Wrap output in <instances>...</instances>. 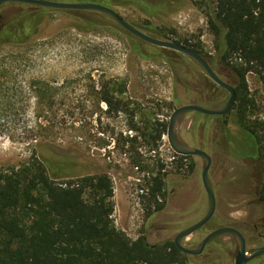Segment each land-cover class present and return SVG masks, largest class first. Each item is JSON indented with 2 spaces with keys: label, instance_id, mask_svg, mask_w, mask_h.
Returning <instances> with one entry per match:
<instances>
[{
  "label": "rangeland",
  "instance_id": "obj_1",
  "mask_svg": "<svg viewBox=\"0 0 264 264\" xmlns=\"http://www.w3.org/2000/svg\"><path fill=\"white\" fill-rule=\"evenodd\" d=\"M125 1L111 7L137 28L150 22L168 33L171 41H201L205 52L214 53L206 13L192 0ZM82 11L52 8L39 16L38 25L28 24V40L0 45V169L40 156L73 175L107 173L115 188L116 227L133 240L141 234L152 244L174 240L179 231L208 212L203 158L185 159L187 167L179 170L173 160L176 153L167 136L163 139L159 153L168 171L166 205L148 215L143 195L149 176L132 163L130 153L118 147L122 135L135 134L129 128L130 118L106 113L107 106L97 95L101 87L94 86L87 75L124 77L127 96L167 122L184 104L222 107L229 93L191 57L136 37L106 14ZM34 12L32 4L9 2L0 7V20L25 19ZM247 83L251 119L264 125V79L252 71ZM214 101L219 105H213ZM194 119H198L196 127ZM225 120H207L189 112L179 125L184 142L211 155L209 176L217 199L213 218L183 240L189 248L222 226L250 235L253 223L264 214V203L259 199L261 164L240 155L239 127L229 122L224 131ZM138 151L145 158L155 153L145 144H140ZM191 163L194 170L190 173ZM236 247L235 237L227 233L211 240L206 250L216 255L217 264H226L232 261ZM189 258L194 264L211 262L199 256Z\"/></svg>",
  "mask_w": 264,
  "mask_h": 264
},
{
  "label": "trees",
  "instance_id": "obj_2",
  "mask_svg": "<svg viewBox=\"0 0 264 264\" xmlns=\"http://www.w3.org/2000/svg\"><path fill=\"white\" fill-rule=\"evenodd\" d=\"M59 1L96 2L109 7L127 2ZM192 1L206 13L215 51L213 54L205 52L201 41H174L203 56L236 91L235 103L228 114L196 113L207 120L213 117L220 121L226 119L224 131L229 122L239 127L240 155L257 159L261 164L259 199L264 203V134H261L264 125L251 119L252 99L247 83V75L252 71L264 79V0ZM32 6L36 12L25 19L0 20V45L28 40L29 35L25 32L28 24L38 25L39 16L52 9ZM139 28L169 40L168 33L150 22ZM87 79L101 87L97 95L106 104V113L126 114L130 118L129 128L135 134L126 137L121 134L118 147L123 153H130L132 163L140 165L149 176L146 195H143L148 201V215L163 210L168 171L159 150L169 122L133 102L127 96L128 84L124 77L89 73ZM213 105H219V101H214ZM193 124L196 127L198 119H194ZM140 144L155 151L154 157L145 158L138 151ZM191 157L175 154L176 168H186L184 160ZM193 170L191 163L188 171ZM114 196V183L109 174L73 175L40 156L18 166L0 169V264H187L188 255L174 240L152 244L145 234L133 240L118 229L113 218Z\"/></svg>",
  "mask_w": 264,
  "mask_h": 264
},
{
  "label": "water",
  "instance_id": "obj_3",
  "mask_svg": "<svg viewBox=\"0 0 264 264\" xmlns=\"http://www.w3.org/2000/svg\"><path fill=\"white\" fill-rule=\"evenodd\" d=\"M9 2L32 4V5L53 8V9L91 10V11H97L100 13H104L112 17L114 20H116L120 26H122L125 30L135 35L136 37L150 44L160 46L163 48H169L172 50H176L178 52H181L191 57L192 59H194L201 65V67L204 69L207 75L218 86L227 90L229 93V98L222 107L211 108V107L203 106L201 104H184L182 106L177 107L170 115L169 125H168V130H167V140L169 142V145L172 148V150L178 155L200 156L201 158H203L204 167L202 170V182L207 192L208 200H209V209H208L207 214L202 219L197 221L196 223L179 231L174 238V242L176 246L182 252L186 254H190V255H199L204 251L206 245L211 240L215 239L216 237L220 235L230 233L236 238L237 243L239 245V251L237 254V264H243L247 260L257 256L262 251H264V248H259L255 250L253 254L247 255L245 237L238 229L232 226H222V227H219L211 231L203 238L201 244L197 248H189L183 244V240L185 238L191 236L193 233L201 229L204 225H206L211 220V218L214 216L216 212L217 199H216V194H215V191H214V188L211 183L210 176H209V171L212 165L211 155L201 148L193 147L189 145L188 143L184 142L179 136V132H178L179 125H180V122L183 116L189 112H200V113H204L207 115H226L228 114L232 110L233 105L236 100V91H235L234 86H232L231 84L226 82L224 79H222L218 75V73L211 67L209 62L203 56L197 53L195 50L181 43H177L175 41H171L167 39H161V38L152 36L144 32L143 30L135 27L130 22H128L126 19H124L112 7L102 5L96 2H69V1H59V0H0V7L3 4L9 3Z\"/></svg>",
  "mask_w": 264,
  "mask_h": 264
},
{
  "label": "flooded vegetation",
  "instance_id": "obj_4",
  "mask_svg": "<svg viewBox=\"0 0 264 264\" xmlns=\"http://www.w3.org/2000/svg\"><path fill=\"white\" fill-rule=\"evenodd\" d=\"M234 228H236V227H234ZM236 229H238L243 234V236L245 237V241H246V254L247 255L253 254V252L255 250L259 249V248H264V214H263L262 217H260L258 219V221H255L253 223V229H252V233L250 235L245 234V232H243L239 228H236ZM201 242L198 245H196L195 247H190V248H197V247H199V245L201 244ZM236 242H237V240H236ZM207 245H206V247H207ZM206 247H205L204 251L201 254H199V255H190V254H187L188 255V258H189V256H196V257L199 256V257L203 258L205 261L208 260V259L211 260V262L210 263H207V264H217L218 258L216 257V255L213 252H208L206 250ZM238 251H239V245L237 243L236 250H235V252L232 255V261L231 262L229 261L230 263H226V264H237V254H238ZM189 264H194L190 260V258H189ZM201 264H203V263H201ZM204 264H206V263L204 262ZM243 264H264V251H262L257 256H255V257L247 260Z\"/></svg>",
  "mask_w": 264,
  "mask_h": 264
},
{
  "label": "built area",
  "instance_id": "obj_5",
  "mask_svg": "<svg viewBox=\"0 0 264 264\" xmlns=\"http://www.w3.org/2000/svg\"><path fill=\"white\" fill-rule=\"evenodd\" d=\"M166 136H167V135H166ZM166 136H164L163 139H165Z\"/></svg>",
  "mask_w": 264,
  "mask_h": 264
}]
</instances>
